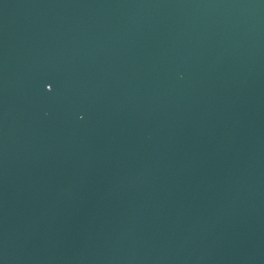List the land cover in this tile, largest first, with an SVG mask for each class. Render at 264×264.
I'll return each mask as SVG.
<instances>
[{
    "label": "water",
    "instance_id": "water-1",
    "mask_svg": "<svg viewBox=\"0 0 264 264\" xmlns=\"http://www.w3.org/2000/svg\"><path fill=\"white\" fill-rule=\"evenodd\" d=\"M0 264H264V0H0Z\"/></svg>",
    "mask_w": 264,
    "mask_h": 264
}]
</instances>
